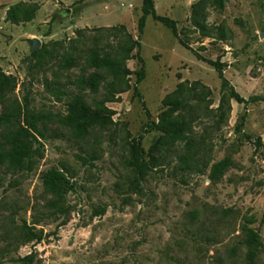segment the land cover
Wrapping results in <instances>:
<instances>
[{
	"label": "rangeland",
	"instance_id": "1",
	"mask_svg": "<svg viewBox=\"0 0 264 264\" xmlns=\"http://www.w3.org/2000/svg\"><path fill=\"white\" fill-rule=\"evenodd\" d=\"M142 3L0 0L1 151L25 140L22 128L33 143L30 167L0 163V264L32 252L39 264H264V0H223L222 7L212 0H155L157 13L177 22L190 49L152 17L140 37ZM194 12L207 34L196 28ZM10 14L20 21H10ZM121 26L141 49L126 62L130 88L118 81L109 89L113 74L90 67L87 57L120 58L126 36L113 28ZM195 53L220 59L236 91L258 100H232L218 125L222 82ZM98 75L97 93L78 86ZM180 84L188 106L174 117L188 122V139L157 148L165 137L147 124L160 120L163 100ZM75 95L94 110L114 111L112 123L78 135L64 119ZM134 141L151 167L141 185L126 165ZM225 159L229 165L213 180V166ZM52 169L74 185L64 216L50 207L53 195L43 182ZM102 208L105 214L95 216ZM25 222L43 229L41 243L27 241ZM250 229L262 242L254 261L246 245Z\"/></svg>",
	"mask_w": 264,
	"mask_h": 264
},
{
	"label": "trees",
	"instance_id": "2",
	"mask_svg": "<svg viewBox=\"0 0 264 264\" xmlns=\"http://www.w3.org/2000/svg\"><path fill=\"white\" fill-rule=\"evenodd\" d=\"M209 1V0H203ZM219 7L223 6V0H212ZM16 8H12L14 10ZM197 13L194 12V24L196 28L200 29L203 34H207L208 30L200 21L196 20ZM148 17H152L155 21L162 23L168 29L171 30L173 35L179 39L180 44L190 49L187 43L180 39L178 32L177 22L168 16H161L157 13L155 7V0H143L141 7V16L138 20V32L140 37L144 35L146 28V22ZM31 17H24V20H30ZM9 20L18 23L20 20L14 15L10 14ZM113 30H120L125 32V42L119 48L121 52L120 58H113L111 55H100L97 52H91L87 57V64L96 69H103L107 72L113 74V81L109 83L108 88L114 89L117 86L118 81L125 84V88H130L129 81L126 80L128 76L131 75V71L127 68L126 62L134 58V51L137 52L141 49V42L139 39H134L133 36L127 32L125 26L115 27ZM223 33L218 35L219 38H223ZM37 54V53H36ZM138 54V53H137ZM198 60L205 61L210 64L218 73V76L222 82L221 84V100L218 108L215 110V116L218 118L217 124H222L232 111L231 101L235 100L239 104H248L258 100V98H253L251 100H246L241 96L236 89L231 85L230 81L226 79L224 75L225 64L220 61V59L214 61L211 59H206L199 53H195ZM140 63L142 64L141 70L137 73L138 81H142L145 78V66L142 57H138ZM71 60L65 61V66H72ZM102 78L98 75L87 80H81L78 86L81 88L89 87L93 93H97L101 86ZM185 84H180L177 90L163 100V105L166 110L161 114V118L158 122H149L147 124L148 130H157L163 133L165 137V143L158 142L156 147H161L163 144H175L177 141H187L189 131V124L183 120L179 115L174 117V114L178 111L187 108L188 104L181 99L183 92L185 91ZM190 92L192 88L188 89ZM137 91V90H136ZM120 91L119 93H122ZM210 94V91H208ZM115 92L110 94L107 101H113L115 98ZM206 98V96H205ZM260 100V99H259ZM108 114L105 112H99L92 109L87 104L84 103L80 95H75L72 101L68 104L67 114L65 116V122L74 128L80 136H86L89 134L90 130L95 126H106L112 123V116L115 114L114 111L106 109ZM28 119V117H27ZM245 116L242 118V122L237 126V130L240 131L244 127ZM20 134L25 138L23 142L18 144L13 142L10 151L3 152L2 145L0 144V163H5L9 160L10 164L18 168L30 167L33 155V143L28 137L31 135L30 131L26 128H22ZM247 138H250L247 135ZM259 144L261 140L259 139ZM191 145L190 141L187 142ZM228 159L220 161L215 164L212 168L211 178L213 180L217 179L223 174L226 166L229 165ZM127 167L131 170L134 175V182L141 185L144 182L146 176L151 171V167L148 161L145 159V153L142 149L140 142L134 141L131 145V157L126 162ZM43 182L47 190L53 195V200L50 203V207L55 210L56 213L64 216L69 212V206L66 205V198L70 191L74 189V185L70 183L64 173L52 169L48 171L43 177ZM106 212L105 208L100 209L96 212L95 216L104 215ZM66 225V221H63L59 227ZM23 232L29 242H35L36 244L41 243L44 240L43 229L36 230L30 227L26 222L24 223ZM246 245L249 247V259L254 261L258 251L261 248L262 242L260 235L254 230H248ZM12 262L16 264H39L40 261L37 258L36 252H32L29 255L14 259Z\"/></svg>",
	"mask_w": 264,
	"mask_h": 264
},
{
	"label": "water",
	"instance_id": "3",
	"mask_svg": "<svg viewBox=\"0 0 264 264\" xmlns=\"http://www.w3.org/2000/svg\"><path fill=\"white\" fill-rule=\"evenodd\" d=\"M39 44H40L39 41H37V40L36 41H33L32 49L33 50H36L39 47Z\"/></svg>",
	"mask_w": 264,
	"mask_h": 264
}]
</instances>
